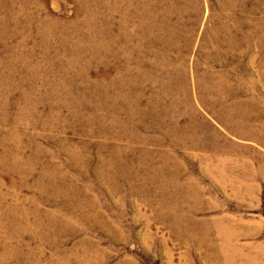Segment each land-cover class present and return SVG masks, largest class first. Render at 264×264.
Here are the masks:
<instances>
[{"label": "rangeland", "instance_id": "1", "mask_svg": "<svg viewBox=\"0 0 264 264\" xmlns=\"http://www.w3.org/2000/svg\"><path fill=\"white\" fill-rule=\"evenodd\" d=\"M0 264H264V0H0Z\"/></svg>", "mask_w": 264, "mask_h": 264}, {"label": "bare ground", "instance_id": "2", "mask_svg": "<svg viewBox=\"0 0 264 264\" xmlns=\"http://www.w3.org/2000/svg\"><path fill=\"white\" fill-rule=\"evenodd\" d=\"M225 26H226V25H225ZM59 95H60V94H59ZM34 109H35V108H34ZM34 113H35V112H34ZM30 114H31V113H30ZM32 114H33V113H32ZM34 116H35V115H34ZM29 118H30V117H29ZM94 118H95V117H94ZM179 120H180V118H179ZM179 120H177V121H179ZM173 121H174V120H173ZM177 121H176V122H177ZM84 126H85V125H84ZM85 128H86V127H85ZM89 128H90V127H89ZM179 128H180V127H179ZM173 130H174V128H173ZM80 131H81V130H80ZM80 131H79V132H80ZM91 131H93V127H92V130H91ZM85 133H86V132H85ZM97 133H98V132H97ZM98 134H99V133H98ZM85 135H87V134H85ZM89 136H90V135H89ZM144 140H145V139H144ZM124 150H125V149H124ZM83 152H84V151H83ZM168 163H169V162H168Z\"/></svg>", "mask_w": 264, "mask_h": 264}]
</instances>
